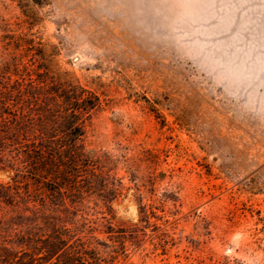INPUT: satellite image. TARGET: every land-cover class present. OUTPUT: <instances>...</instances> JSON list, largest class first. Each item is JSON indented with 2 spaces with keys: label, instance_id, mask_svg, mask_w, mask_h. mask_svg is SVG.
Returning a JSON list of instances; mask_svg holds the SVG:
<instances>
[{
  "label": "rangeland",
  "instance_id": "374dc122",
  "mask_svg": "<svg viewBox=\"0 0 264 264\" xmlns=\"http://www.w3.org/2000/svg\"><path fill=\"white\" fill-rule=\"evenodd\" d=\"M19 37L100 100L89 148L145 234L117 264H264V0H0Z\"/></svg>",
  "mask_w": 264,
  "mask_h": 264
},
{
  "label": "trees",
  "instance_id": "16d2710c",
  "mask_svg": "<svg viewBox=\"0 0 264 264\" xmlns=\"http://www.w3.org/2000/svg\"><path fill=\"white\" fill-rule=\"evenodd\" d=\"M30 44L0 45V264H117L145 234L116 221V161L89 148L100 100Z\"/></svg>",
  "mask_w": 264,
  "mask_h": 264
}]
</instances>
